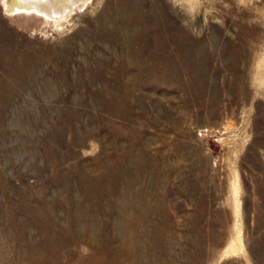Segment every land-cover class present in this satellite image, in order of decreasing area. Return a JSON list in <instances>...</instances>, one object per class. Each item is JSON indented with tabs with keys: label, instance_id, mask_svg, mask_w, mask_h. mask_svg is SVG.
<instances>
[{
	"label": "rangeland",
	"instance_id": "1",
	"mask_svg": "<svg viewBox=\"0 0 264 264\" xmlns=\"http://www.w3.org/2000/svg\"><path fill=\"white\" fill-rule=\"evenodd\" d=\"M42 11L0 0V264H264V0Z\"/></svg>",
	"mask_w": 264,
	"mask_h": 264
},
{
	"label": "bare ground",
	"instance_id": "2",
	"mask_svg": "<svg viewBox=\"0 0 264 264\" xmlns=\"http://www.w3.org/2000/svg\"><path fill=\"white\" fill-rule=\"evenodd\" d=\"M4 6L6 2L10 10L25 9V10H37L38 12H43L42 10L48 9L54 13H67L71 11L74 7L85 5L89 0H3ZM56 16V15H55ZM58 16V15H57ZM55 19V18H54ZM58 19V18H56Z\"/></svg>",
	"mask_w": 264,
	"mask_h": 264
},
{
	"label": "water",
	"instance_id": "3",
	"mask_svg": "<svg viewBox=\"0 0 264 264\" xmlns=\"http://www.w3.org/2000/svg\"><path fill=\"white\" fill-rule=\"evenodd\" d=\"M4 8H5V11H7V12H14V10H10L8 6H4ZM17 10H25V9H17ZM31 11H33V10H31Z\"/></svg>",
	"mask_w": 264,
	"mask_h": 264
},
{
	"label": "snow or ice",
	"instance_id": "4",
	"mask_svg": "<svg viewBox=\"0 0 264 264\" xmlns=\"http://www.w3.org/2000/svg\"><path fill=\"white\" fill-rule=\"evenodd\" d=\"M68 2H72V0H68Z\"/></svg>",
	"mask_w": 264,
	"mask_h": 264
}]
</instances>
